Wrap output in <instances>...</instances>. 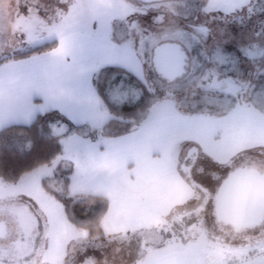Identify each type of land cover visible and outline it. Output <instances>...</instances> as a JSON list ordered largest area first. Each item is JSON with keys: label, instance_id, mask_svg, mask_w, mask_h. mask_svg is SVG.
I'll use <instances>...</instances> for the list:
<instances>
[{"label": "rangeland", "instance_id": "rangeland-1", "mask_svg": "<svg viewBox=\"0 0 264 264\" xmlns=\"http://www.w3.org/2000/svg\"><path fill=\"white\" fill-rule=\"evenodd\" d=\"M24 2L31 4L29 13L46 14L49 22L62 18V32L87 27L91 18L95 25L101 22V31L112 37L95 35L100 58L102 53L112 55L107 54L106 62L100 65L132 72L152 95L134 123L139 125L141 119L146 124L166 118L185 120L189 127L181 128L180 136L189 133L198 143L204 139L203 133L211 134L218 140L214 144L221 155L237 135L242 148L235 156L214 162L198 147L197 163L186 162L188 159L183 163L186 167L194 165L192 177L186 170L178 173L159 184L150 198L148 194L139 200L108 197L109 211L101 222L103 233L98 243L97 238L92 240L66 221L62 207L41 188L42 180L53 176L54 166L74 153L70 141L52 167L31 173L30 179L15 186L0 180V223L10 233L0 239V264H141L146 257L151 260L179 251L193 256L197 264H224L226 259L264 264V259H252L254 251L264 249V222L235 232L217 223L214 198L199 218L204 220L201 227L189 223L184 230L177 221L181 215L201 210L204 195L195 183L214 196L235 171L250 169L264 175V0ZM165 44L178 46L185 60L184 74L174 82L160 77L153 66L155 49ZM130 47L141 66L139 61L131 62ZM110 116L108 123L123 121ZM194 140L175 145L171 156L177 172L182 157L196 149ZM75 191L72 189L71 194ZM194 226L197 228L190 231ZM137 242L141 247H125ZM137 250H141L139 257L132 256L131 251Z\"/></svg>", "mask_w": 264, "mask_h": 264}, {"label": "crops", "instance_id": "crops-1", "mask_svg": "<svg viewBox=\"0 0 264 264\" xmlns=\"http://www.w3.org/2000/svg\"><path fill=\"white\" fill-rule=\"evenodd\" d=\"M23 1L0 0V63L35 48L55 46L47 53L24 60H10L0 65V134L11 128L29 127L38 123L40 135L59 140L63 154L64 145L72 141L74 153L53 168L56 169L61 163L73 165L70 193L74 188L76 191L72 196H106L114 197L116 201L121 198L134 200L145 194H148V198L153 197L159 184L181 174V164L186 156L182 157L177 172L171 154L176 144L188 140L193 142L189 133L180 136L181 128L189 127L188 122L166 118L146 124L141 119L139 125L131 121L135 130L129 135L120 138L104 137L103 128L109 124L110 115L114 114L103 103L95 84L101 81L109 68L128 72L106 63L100 65V62H106L107 54L110 57L112 53H102L104 56L100 58L95 35L105 34L107 37L111 34L101 31V22L95 25L94 18L89 20L87 27L80 25L74 32H62V18L54 23L49 22L46 14L39 16L29 13L31 4H23ZM21 7H25V11L20 12ZM132 53L131 62H140L136 52L133 50ZM130 74L146 86L140 77L132 72ZM143 110L146 109L139 110L136 115ZM161 133L168 135L161 138L158 136ZM203 138L198 143L194 140L196 149L199 147L198 150L214 162L235 156L236 151L242 148L239 147L240 141L236 135L231 138L232 145L220 155L214 144L218 140L208 133H203ZM31 146V142H27L25 151H30ZM46 168L38 171L42 172ZM29 177L31 174L19 183ZM65 219L67 221L66 214ZM99 237H92V240L98 239L96 242L100 243ZM129 243L125 247H141L138 242L134 245ZM140 252L131 251V255ZM141 264H197V261L193 256L179 251L151 260L146 257Z\"/></svg>", "mask_w": 264, "mask_h": 264}, {"label": "trees", "instance_id": "trees-1", "mask_svg": "<svg viewBox=\"0 0 264 264\" xmlns=\"http://www.w3.org/2000/svg\"><path fill=\"white\" fill-rule=\"evenodd\" d=\"M54 46L35 48L10 60H24L41 55L51 51ZM105 73L101 81L95 84V88L103 103L123 121L109 122L104 127L103 136L124 137L135 130L131 121H134L139 110L147 108L152 95L138 78L122 69L109 68ZM29 141L32 144L30 151H22ZM62 155L60 141L42 137L38 131V123L5 130L0 134V179L5 184L17 185L25 176L41 168L52 167ZM55 168L51 178L42 180V190L63 208L72 226L86 231L90 237L101 235V222L109 209V198L96 195L72 196L70 185L74 174L73 165L61 163Z\"/></svg>", "mask_w": 264, "mask_h": 264}, {"label": "water", "instance_id": "water-1", "mask_svg": "<svg viewBox=\"0 0 264 264\" xmlns=\"http://www.w3.org/2000/svg\"><path fill=\"white\" fill-rule=\"evenodd\" d=\"M136 1L151 4L170 0ZM173 48L175 46L166 44L155 50L154 66L159 74H162V65L169 59ZM183 61L182 55L175 62V67L179 69L177 76L183 73ZM214 202L213 212L217 223L231 227L235 232L260 226L264 222V175L250 169L231 173L220 186ZM194 229L191 227L189 230ZM9 234L8 227L0 223V239L7 238Z\"/></svg>", "mask_w": 264, "mask_h": 264}, {"label": "flooded vegetation", "instance_id": "flooded-vegetation-1", "mask_svg": "<svg viewBox=\"0 0 264 264\" xmlns=\"http://www.w3.org/2000/svg\"><path fill=\"white\" fill-rule=\"evenodd\" d=\"M166 45V44H165ZM172 45V44H170ZM175 46V45H173ZM157 49V48H156ZM155 49V50H156ZM155 52V51H154ZM182 56V53H181V50L178 46H175V48H173L171 51H170V56H169V59L167 61H165L162 65V74H159L156 69H155V66H154V59H153V66H154V69L156 71V73L162 77L164 80H167V81H170V82H174L175 80H178L179 78H181V76H183L184 72L180 75V76H177L176 74L178 73L177 70L179 71V69H177L175 67V62L178 61L180 59V57ZM183 71L185 70V60L183 61ZM197 150V149H196ZM196 150H192L190 153H189V156L186 157V159H188L186 162H191L193 164H196L197 163V157L198 154H197V151ZM193 168H194V165H191L190 167H186L185 165L183 166L182 164V167L180 168L181 169V172H186L189 173V177H192L191 173L193 172ZM193 174V173H192ZM192 182H197L195 179L192 178ZM196 184V187L198 188V190L202 193V195H204V200L202 201L203 205L200 210V212L197 210V212L195 213H188L189 216H186V215H181L179 217H177V221L179 222V224L182 226L181 229H186L187 228V225L189 223H192L193 225L196 224L197 226L201 227L202 226V222L204 220H200V216L203 214V212L205 211L207 204L208 202H210L212 200V198H214L217 194L213 196L210 194V190H208L207 188L205 187H202L200 186L199 184L195 183ZM199 208V209H200ZM204 209V210H203ZM193 225H190V226H193ZM223 225V224H222ZM197 226H194L197 228ZM225 226V225H224ZM228 227V226H227ZM190 228V227H188ZM233 229V228H232ZM195 230V229H194Z\"/></svg>", "mask_w": 264, "mask_h": 264}, {"label": "built area", "instance_id": "built-area-1", "mask_svg": "<svg viewBox=\"0 0 264 264\" xmlns=\"http://www.w3.org/2000/svg\"><path fill=\"white\" fill-rule=\"evenodd\" d=\"M257 259V260H261L264 259V249L263 250H256L254 251L253 255H252V259ZM225 264H239L237 261L231 260V259H226L225 260Z\"/></svg>", "mask_w": 264, "mask_h": 264}]
</instances>
